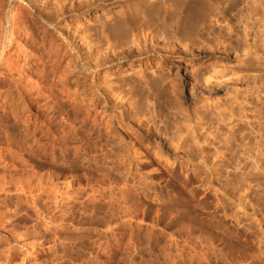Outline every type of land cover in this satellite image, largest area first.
I'll return each instance as SVG.
<instances>
[{
  "label": "rangeland",
  "instance_id": "rangeland-1",
  "mask_svg": "<svg viewBox=\"0 0 264 264\" xmlns=\"http://www.w3.org/2000/svg\"><path fill=\"white\" fill-rule=\"evenodd\" d=\"M0 39L17 68L14 82L0 75V119L9 88L29 106L20 130L0 120V264H264V0H0ZM155 79L177 80L161 111L174 122L131 138L117 116L158 111ZM54 82L78 98L51 118ZM95 115L125 153H61Z\"/></svg>",
  "mask_w": 264,
  "mask_h": 264
},
{
  "label": "bare ground",
  "instance_id": "bare-ground-1",
  "mask_svg": "<svg viewBox=\"0 0 264 264\" xmlns=\"http://www.w3.org/2000/svg\"><path fill=\"white\" fill-rule=\"evenodd\" d=\"M182 1V0H181ZM236 1V0H235ZM179 2V0H177V3ZM62 3V2H61ZM233 3H235L234 1H233ZM181 4V3H180ZM62 5H63V3H62ZM162 5V4H161ZM62 7V6H61ZM60 6H59V10H61V11H63L62 9H60L61 8ZM56 8H57V6H56ZM56 8H54V10L56 9ZM164 8V10H166L165 8L166 7H163ZM68 9V11H69V9H74L73 7H71V8H67ZM164 10H163V13H165L164 12ZM60 11V12H61ZM162 11V10H161ZM167 11V10H166ZM51 12V11H50ZM50 12L48 13L50 16L53 14V13H51L50 14ZM64 12V11H63ZM63 12H61V13H63ZM69 12H71V11H69ZM174 12V11H173ZM206 12V11H205ZM208 12V11H207ZM56 13V12H55ZM54 13V14H55ZM159 13V12H158ZM167 13V12H166ZM165 13V14H166ZM175 13H176V11H175ZM47 14V15H48ZM57 14H60V13H57ZM57 14H55L56 15V17L57 16H59V15H57ZM206 14H208V13H206ZM46 15V16H47ZM164 15V14H163ZM170 15H172L171 13H170ZM49 16V17H50ZM145 16V15H144ZM169 16V15H168ZM53 17H55V16H53ZM44 18H46L45 16H44ZM48 18V17H47ZM50 18H52V17H50ZM49 18V19H50ZM124 19H126V18H124ZM121 21V20H120ZM122 22V21H121ZM123 23V22H122ZM8 24V23H7ZM10 24V23H9ZM44 24H45V22H44ZM116 24H118V26H115V27H117V32L118 31H120L121 29H122V31H120L119 33L121 34V32L123 33V34H125V30H126V28H125V30H124V26H120L119 24H121V23H116ZM116 24H112V26L114 27V25H116ZM126 24H129V23H126ZM131 24V23H130ZM150 24V23H149ZM151 24H154V23H151ZM150 24V25H151ZM156 24V23H155ZM158 24V23H157ZM160 24L161 23H159L158 25L160 26ZM165 24V23H164ZM177 24V23H176ZM211 24V23H210ZM11 25H12V23H11ZM10 25V26H11ZM13 25H14V23H13ZM41 25V24H40ZM47 25H48V23H47ZM103 25V24H102ZM157 25V26H158ZM173 25H175V23L173 24V23H168V25H167V27H168V29L166 30V29H163V28H166L165 26L166 25H162V26H164L163 28H162V30H165L166 31V33L168 32V33H170V31H172V30H170L169 31V28L170 27H172V28H174L175 26H173ZM179 25V24H178ZM199 25H201V26H203L202 25V23L201 24H199V23H194L193 24V27H192V25H191V27H192V30L191 31H194V32H196L197 30H196V28L198 29L199 28V32H200V27H198ZM207 25V24H206ZM206 25H204V26H206ZM43 25H41V27H42ZM45 26H46V24H45ZM44 26V27H45ZM125 26H127V25H125ZM130 26L131 25H129V28H130ZM152 26V25H151ZM154 26V25H153ZM152 26V27H153ZM186 26H187V24H186ZM203 26V27H204ZM208 27H209V25H207ZM43 27V28H44ZM103 29H104V25L103 26H101ZM128 27V26H127ZM141 27H143V26H141ZM140 27V28H141ZM155 27V26H154ZM161 27V26H160ZM177 27V26H176ZM46 28V27H45ZM120 30H119V29ZM132 28L134 29V27H133V25H132ZM171 28V29H172ZM113 29V28H112ZM111 29V30H112ZM131 29V28H130ZM133 29H131V30H133ZM159 29H161V28H158L157 30H159ZM185 29H186V27H185ZM203 29V28H202ZM201 29V30H202ZM212 31H213V27H212V25H211V28H210ZM52 30V29H51ZM102 30V29H101ZM105 30V29H104ZM128 30V29H127ZM137 29H135V33H132L131 34V38H132V43L134 44V42L133 41H138V40H140V38H137L136 36H138L139 35V31H138V33H137V31H136ZM143 30H144V28H143ZM143 30H141V31H143ZM205 31L207 30L206 29V27H205V29H204ZM204 30H202V31H204ZM44 31H45V29H44ZM43 31V32H44ZM63 31H65V30H63ZM103 31V30H102ZM113 31V30H112ZM188 33H190L188 30H186ZM185 31V32H186ZM205 31H204V33H205ZM9 32H11V31H9ZM46 32H48V30L46 31ZM53 32V31H52ZM61 32V31H60ZM67 32V31H66ZM104 32V31H103ZM114 32H115V30H114ZM113 32V33H114ZM130 32V31H129ZM132 32H134V31H132ZM160 32H163V31H160ZM199 32H197V35H198V33ZM208 32V31H207ZM12 33V32H11ZM10 33V34H11ZM128 33V32H127ZM125 34V35H128V34ZM163 33H165V32H163ZM175 33V32H174ZM187 33V34H188ZM209 33V32H208ZM211 33V32H210ZM45 34V33H44ZM63 34H65L64 32H63ZM68 34V33H67ZM110 34L111 35H114V34H112V32H110ZM119 34V35H120ZM137 34V35H136ZM141 34H142V32H141ZM144 34H146V33H144ZM200 34V39H201V37L203 38V36H201V33H199ZM203 34V33H202ZM2 35V34H1ZM13 35V34H12ZM12 35H8L9 36V38L7 39V41H6V45L8 46V45H11V43H12V39H14V36H12ZM115 35H116V32H115ZM117 36V38L119 37V40L120 39H122L121 37H122V34H121V36ZM208 35V34H207ZM206 35V36H207ZM7 36V37H8ZM63 36V35H62ZM67 36V35H66ZM140 36V35H139ZM138 36V37H139ZM142 36H145V35H142ZM141 36V37H142ZM205 36V37H206ZM13 37V38H12ZM46 37V36H45ZM68 37V36H67ZM66 37V39H68ZM105 37H106V35H105ZM107 37H108V35H107ZM113 36H110L109 38H112ZM116 37V36H115ZM125 36H123V38H124ZM129 37V36H128ZM204 37V38H205ZM64 38V37H63ZM136 38L138 39V40H136ZM143 38V37H142ZM175 38V37H174ZM2 39V38H1ZM1 39H0V45H1ZM112 39H115V38H112ZM124 39H127V36L124 38ZM129 39V38H128ZM146 39V38H145ZM144 39V40H145ZM176 39V38H175ZM116 40V39H115ZM114 40V41H115ZM118 40V39H117ZM116 40V42L115 43H117L118 44V41ZM123 40V39H122ZM69 41V40H68ZM123 41H125V40H123ZM123 41H121V42H123ZM129 41V40H128ZM141 41H143V39H141ZM146 41V40H145ZM145 41H144V43H145ZM120 42V43H121ZM126 43H127V41H125ZM130 42V41H129ZM138 42H140V41H138ZM137 43V42H136ZM143 43V42H142ZM117 44H115V45H117ZM138 44V43H137ZM60 45V44H59ZM59 45H57V46H59ZM134 45H136V44H134ZM142 45H144V44H142ZM151 45V44H150ZM176 45V44H175ZM75 47V46H74ZM114 47V46H113ZM116 47V46H115ZM146 47V46H145ZM145 47H142V48H145ZM148 47V46H147ZM59 47H57V49H58ZM67 48V47H66ZM72 48V47H71ZM152 48V47H151ZM153 48H154V46H153ZM152 48V49H153ZM56 49V50H57ZM147 49V48H146ZM146 49H144V51H150V50H146ZM148 49H149V47H148ZM69 50V49H68ZM55 51V50H54ZM78 51V50H77ZM143 52V50H141V49H139V53L140 52ZM70 52H71V50H70ZM141 52V53H142ZM170 52H172V51H170ZM185 52V51H184ZM55 53H57V52H55ZM138 53V54H139ZM145 53V52H144ZM182 53V52H181ZM78 54V53H77ZM81 54V53H80ZM137 55V54H136ZM182 55V54H181ZM48 56H51V55H48ZM86 56V55H85ZM187 56V55H186ZM82 57V56H81ZM48 58V57H47ZM80 58V57H79ZM84 58V57H83ZM81 59V58H80ZM43 60V63H44V59H42ZM46 60V59H45ZM83 60V59H82ZM98 61L99 60H97V63H98ZM101 61V60H100ZM78 62H79V60H78ZM83 65V64H82ZM82 65H80V66H82ZM85 65H86V63H85ZM85 65H84V67H85ZM88 65V64H87ZM91 65V64H90ZM43 66V65H42ZM89 66V65H88ZM96 65L94 64V67H95ZM98 66V65H97ZM96 66V67H97ZM45 67V66H44ZM40 70V69H39ZM94 70V69H93ZM17 71V68L15 67V62L14 61H8L6 58H5V55H4V57H2L1 59H0V75H4L6 78H8L7 80H9L10 82L11 81H13L14 80V75L16 74L15 72ZM22 71V70H21ZM84 71V70H83ZM82 71V72H83ZM48 72V71H47ZM81 72V73H82ZM19 73H20V71H19ZM41 73V72H40ZM44 73V72H43ZM42 73V75H44ZM83 73H85V72H83ZM45 74H48V73H45ZM145 74V73H144ZM144 74H142V75H144ZM50 75V74H49ZM85 75H88V74H85ZM90 75V74H89ZM82 76H84L83 74H82ZM146 76V75H145ZM42 77H44V76H42ZM46 77V76H45ZM44 77V78H45ZM47 77L49 78V76L47 75ZM143 77V76H142ZM141 77V78H142ZM6 78H5V80H6ZM43 78V79H44ZM54 78V77H53ZM52 78V79H53ZM4 79V78H3ZM51 79V81H54V80H52ZM58 79V78H57ZM143 79H145V78H143ZM4 80V81H5ZM45 80V83H46V78L44 79ZM142 80V79H141ZM148 79H146V81H147ZM160 80V79H159ZM171 80H173V79H171ZM176 80V79H175ZM47 81H49V80H47ZM143 81V80H142ZM149 81H151V79H149ZM148 81V82H149ZM152 81H153V78H152ZM14 82V81H13ZM60 82V81H59ZM59 82H57V83H59ZM82 82H85V80L84 81H82ZM93 82V81H92ZM96 82V81H95ZM155 86H154V90H156L155 92H157L156 94H157V96L159 95V98L157 97L156 99H159L158 101H160L159 102V105L157 104V106H158V108H159V110L157 111V110H154L153 112L151 111V113H150V109H148L149 110V112H147V113H145L146 114V116L145 115H140V114H138V112L136 113V112H134L133 114L132 113H130L129 115L131 116V117H133V118H129L130 120H128V114H125L124 115V112H123V114H120L119 113V116H117V119L116 120H118L119 121V125H120V127L121 128H124L126 125H127V127H131L132 128V132H129V134L131 133V135H130V137L132 138V137H134V135H136V137H137V134L138 133H140L141 131H144L146 134H148V135H150L152 132H158V129L160 128H158L157 126L158 125H156L157 123H164V124H167L168 126V128H169V124H171L170 123V121H171V115L172 114H170V110H168L169 111V114H170V116L168 117V114L166 115V114H164L163 112H161V111H163L164 109H169L171 106L170 105H168V103H169V101H171V100H169V97L167 96L168 94H169V92L171 93V94H173V95H175V96H177L179 93H180V87L178 86V84H177V80H176V84H173L175 81L173 80V82L171 83L170 81L168 82H165L163 79H161L159 82L157 81V79H155ZM49 83H50V81H49ZM48 83V84H49ZM57 83H55L54 82V84H52L51 83V85L49 86V88L48 89H46V91L48 90L49 91V89L51 88V90L53 91V92H50L51 94H49V95H47V96H49V97H47V98H49L52 102H53V104L52 105H50L51 107H52V112H53V114L50 116L51 118H53L54 117V113H56L55 111L57 110V108H61V107H63V104H64V99H63V96H65V97H67V96H69L68 94H70V96L71 97H73V98H75V100L78 98L77 97V95H78V91H76V90H73L72 92H66V90H67V88L66 89H64V88H61V84H60V86L58 87L56 84ZM142 83H146V82H142ZM179 83V82H178ZM83 84H85V83H82L81 84V86L83 85ZM93 84H94V82H93ZM147 84V83H146ZM148 84H150V83H148ZM96 86H97V84H95ZM153 85H154V83H153ZM153 85H152V82H151V85H148V86H152L153 87ZM46 86V85H45ZM92 86V85H91ZM90 86V87H91ZM96 86H95V88H96ZM166 86H167V88L169 89V91H168V89H166ZM11 87V86H10ZM13 87V86H12ZM15 87V86H14ZM63 87V86H62ZM65 87V86H64ZM84 87H85V85H84ZM151 87V89H153ZM35 88V87H34ZM39 88H41V87H39ZM101 88V87H100ZM99 88V89H100ZM179 88V89H178ZM206 88H208V85H207V87ZM10 89V88H9ZM9 89H7L6 90V92H7V96H8V101L7 102H5L3 105H5L7 108H9V110L8 109H4V110H8V111H5V113H4V117L6 118V117H10V118H8V119H11L12 121H9L10 122V126H12L13 124H18L19 123V121H20V119H22L21 118V116L23 115L22 113H23V111H26V110H28L29 109V106L28 105H26L25 103H22V102H17L16 100H18L19 98L18 97H15V96H12L11 94L13 93V90H9ZM32 89V88H31ZM38 89V88H37ZM93 88H91V90H92ZM210 89V88H209ZM34 90V89H33ZM90 90V89H89ZM153 90V91H154ZM34 91H37V90H34ZM41 91V90H40ZM59 91V92H58ZM93 91V90H92ZM94 91H95V93H96V89H94ZM100 91V90H99ZM39 92V91H38ZM58 92V93H57ZM34 93V92H33ZM82 93H85L84 91L82 92ZM101 93V92H100ZM103 93V92H102ZM36 94V93H35ZM38 94V93H37ZM41 94H43V92L41 93ZM56 94V95H55ZM58 94H61L60 96L58 95ZM171 94H169V95H171ZM11 95V96H10ZM39 95V94H38ZM60 97H58V96ZM85 95V94H84ZM103 95H105V93L103 94ZM143 95V98H144V95H146L145 96V98H147V97H149V96H147V94H142ZM43 96V95H42ZM45 96V95H44ZM96 96V95H95ZM174 96V97H175ZM180 96V95H179ZM58 97V98H57ZM62 97V98H61ZM106 97V96H105ZM171 97V96H170ZM174 97H172L173 98V100H174ZM44 98H46V97H44ZM94 98V97H93ZM153 98H155V96L153 97ZM172 98H170V99H172ZM176 98V97H175ZM94 99H96V98H94ZM155 99V100H156ZM145 100V99H144ZM92 101V100H91ZM101 101V100H100ZM99 101V102H100ZM146 101H147V99H146ZM157 101V100H156ZM155 101V102H156ZM157 101V102H158ZM168 101V102H167ZM177 100H175V102H176ZM16 102V103H15ZM111 101H109L108 102V105L110 106L111 105V103H110ZM153 102H154V100H153ZM76 103H80V100L79 101H77ZM103 103V102H102ZM110 103V104H109ZM114 103V102H113ZM116 103V102H115ZM152 103V102H151ZM171 103H173L172 101H171ZM170 103V104H171ZM117 104V103H116ZM122 104H124V103H122ZM122 104H119V105H122ZM2 105V106H3ZM75 105H78V104H75ZM82 105H83V103H82ZM84 105H86V104H84ZM93 105V104H92ZM95 105V104H94ZM112 105H115V104H112ZM112 105H111V107L109 108L108 106V108H109V110H111V109H114V106L112 107ZM125 105V104H124ZM124 105H123V107H124ZM154 105H155V103H154ZM153 105V106H154ZM174 105V104H173ZM172 105V106H173ZM74 106V105H73ZM88 106V105H87ZM87 106H86V108H87ZM117 106V105H116ZM116 106H115V108H116ZM152 106V107H153ZM160 106V107H159ZM170 106V107H169ZM89 108L88 109H90L91 107H90V104H89V106H88ZM94 107V106H93ZM106 107V108H107ZM121 107L122 106H120L119 108H120V111H121ZM173 107H175V105L173 106ZM75 108V107H74ZM85 108V109H86ZM125 108H126V106H125ZM124 108V109H125ZM141 108V107H140ZM140 108L139 109H137V110H140ZM145 108V107H144ZM148 108H149V106H148ZM151 108V107H150ZM157 108V109H158ZM172 108V107H171ZM56 109V110H55ZM76 112H75V114L74 115H83V114H85V115H88L89 114V110H85L84 109V107H82V106H77L76 108ZM75 109H74V111H75ZM95 109V108H94ZM93 109V110H94ZM145 109H147V108H145ZM153 109V108H152ZM151 109V110H152ZM154 109H155V107H154ZM60 110V109H59ZM59 110H57V111H59ZM92 110V109H91ZM117 110H119V109H117ZM143 110V109H142ZM142 110H140L141 112H142ZM139 111V112H140ZM144 111V110H143ZM147 111V110H146ZM6 112H8V113H6ZM61 112V111H60ZM94 112V111H93ZM145 112V111H144ZM166 112V111H165ZM176 111H174V113H175ZM148 113H150V115H148ZM167 113V112H166ZM171 113H173L172 112V110H171ZM173 113V114H174ZM60 114V113H59ZM69 114V113H68ZM71 114V113H70ZM72 114H73V112H72ZM117 114V113H116ZM116 114H114V116L116 115ZM132 114V115H131ZM74 115H73V117H74ZM118 115V114H117ZM59 116V115H58ZM69 116V115H68ZM174 116V115H173ZM189 116V115H188ZM23 117V116H22ZM50 117H49V119H50ZM70 117V116H69ZM69 117H68V121H70L71 119L73 120L74 118H70L69 119ZM175 117V116H174ZM5 118L4 119H0L1 120V122H2V120H5ZM81 118V117H80ZM85 118V117H84ZM97 118H98V116H93V121L94 122H96V124H94V125H92V126H88V127H86V124H85V120L84 121H82V123H80V124H78V126L77 125H74L76 128L73 130V128L71 129L73 132H71L72 134H73V136H74V139H76L75 137H76V135L77 136H79V135H81L84 131L86 132H84V134H86L85 136H84V138H83V142L81 143V144H78V145H76L75 144V146L73 147V148H71L68 144H69V142L68 141H63L64 142V144L65 145H61L62 147H59L60 148V150H61V153H63V154H68V152H69V150L70 151H72L71 153L73 154V156H74V159H76V157L75 156H78V155H81L82 156V154L84 155V153H86V152H92V151H98V152H101V153H106V152H109V154H111L110 156H112V155H116V153H121L122 152V150L121 149H123V147L121 146V144H124V142L122 143H120V141L119 140H121V139H119L118 141L117 140H114V139H118V137L116 138V136H114V134H111V131L110 130H107L106 128H100V127H98L97 126ZM7 119V118H6ZM24 119V118H23ZM82 120H83V117L81 118ZM187 119H189V118H187ZM26 120V119H25ZM76 120H77V118H76ZM110 120H112V119H110ZM114 120V119H113ZM173 120H174V118H173ZM22 121V120H21ZM61 121V120H60ZM64 121H65V119H64ZM75 121V120H74ZM81 121V120H80ZM176 121H178L177 119H176ZM4 122V121H3ZM8 122V120H5V124ZM9 122L7 123V124H9ZM26 121H24V123H25ZM52 122V124H53V121H51ZM67 122V121H66ZM73 122V121H72ZM72 122H71V124H72ZM113 122V121H112ZM114 122H117V121H114ZM171 122H174V121H171ZM12 123V124H11ZM22 123L23 124V126L27 123ZM50 123V122H49ZM57 123V122H56ZM69 124H70V122H68ZM76 122H74V124H75ZM99 123V122H98ZM111 123V122H110ZM148 123V124H147ZM159 123V124H160ZM182 123V122H181ZM180 123V124H181ZM3 124V123H2ZM5 124H3L2 126H4ZM21 124V125H22ZM62 124V123H61ZM60 124V125H61ZM63 124H65V122H63ZM67 124V123H66ZM77 124V123H76ZM100 124V123H99ZM118 124V123H117ZM179 124V125H180ZM15 125L14 126H12V127H15ZM20 125V126H21ZM28 125V124H27ZM26 125V126H27ZM48 125H51V123L50 124H48ZM58 125V124H57ZM91 125V124H90ZM176 125V124H175ZM179 125H177V127L179 126ZM1 126V127H2ZM7 126V125H6ZM18 126L19 125H16V128L17 129H19L20 130V128H18ZM22 126V127H23ZM52 126V125H51ZM53 126H54V124H53ZM67 126V125H66ZM70 126V125H69ZM97 126V127H96ZM108 126H109V124H108ZM111 126H113V124L111 125ZM160 126H162L161 124H160ZM164 126V125H163ZM173 127V125H170V127ZM25 127V126H24ZM30 127V126H29ZM55 127V126H54ZM71 127H73V126H71ZM126 127V128H127ZM165 127V126H164ZM166 127V132L167 131H169L168 130V128ZM176 127V126H175ZM176 127V128H177ZM4 128H5V126H4ZM48 128V127H47ZM53 128V127H52ZM62 128V127H61ZM60 128V126H58V129H61ZM64 128V127H63ZM62 128V129H63ZM85 128H87V129H85ZM120 128V129H121ZM125 128V129H126ZM181 128V127H180ZM179 128V129H180ZM2 129V128H1ZM9 129V128H8ZM7 129V130H8ZM23 129V128H22ZM21 129V130H22ZM26 129H27V127H26ZM49 129V128H48ZM106 129V130H105ZM111 129L112 130H114L115 128H112L111 127ZM117 129V128H116ZM119 129V128H118ZM117 129V130H118ZM128 129V128H127ZM170 129V128H169ZM172 129V128H171ZM182 129V128H181ZM180 129V130H181ZM9 130H11V129H9ZM14 130V129H13ZM25 130V129H24ZM116 130V131H117ZM122 130V129H121ZM124 130V129H123ZM162 129L160 128V131H161ZM176 130V129H175ZM49 131V130H48ZM47 131V132H48ZM50 131H51V128H50ZM64 130H62L61 132H63ZM159 131V132H160ZM164 131V130H163ZM174 131V130H173ZM178 131V130H177ZM13 132H15V131H12L11 133H13ZM67 132V131H66ZM66 132H64V133H66ZM115 132V131H114ZM118 132V131H117ZM119 132H120V130H119ZM122 132V131H121ZM143 132V133H144ZM158 132V134H160ZM180 132V131H179ZM9 133V132H8ZM23 134L25 133V132H22ZM22 133L20 134V135H22ZM57 133H58V131H57ZM60 133V132H59ZM63 133V134H64ZM116 133V132H115ZM142 133V132H141ZM176 133H178V132H176ZM17 134V133H16ZM15 133H14V135H11L12 137H14L15 135H16ZM69 134H70V132H69ZM72 134H71V136H72ZM128 134V135H129ZM155 134H157V133H155ZM54 135H56V134H54ZM58 135V134H57ZM116 135V134H115ZM141 135V134H140ZM24 136V135H23ZM64 136V135H63ZM67 136H70V135H68L67 134ZM70 136V137H71ZM82 136V135H81ZM80 136V137H81ZM119 136V135H118ZM152 136V135H151ZM16 137V136H15ZM19 136H17V138H18ZM22 137V136H21ZM54 137H56V136H54ZM54 137H52V138H54ZM80 137H79V139H80ZM120 137V136H119ZM140 137V136H139ZM138 137V138H139ZM24 138V137H23ZM26 138V137H25ZM61 138V137H60ZM63 138H65V139H67L65 136L63 137ZM72 138V137H71ZM81 138V139H82ZM129 138V137H128ZM18 139H20V138H18ZM56 139V138H55ZM78 139V140H79ZM80 139V140H81ZM140 139H141V137H140ZM54 140V139H53ZM69 140V139H68ZM85 140V141H84ZM109 140H111V143H110V141ZM123 140H124V138H123ZM54 141H56V140H54ZM59 141V140H58ZM106 141H108V143L109 144H107V142ZM59 142H62V140L61 141H59ZM67 142H68V144H67ZM72 142V141H71ZM80 142V141H79ZM51 143V142H50ZM49 143V144H50ZM53 143V142H52ZM51 143V144H52ZM32 144V143H31ZM31 144L29 145L30 146V148L32 147L31 146ZM50 144V145H51ZM60 144V143H59ZM62 144V143H61ZM71 144V143H70ZM56 145V144H55ZM20 146H22L21 144H20ZM28 146V145H27ZM53 146V145H52ZM57 146V145H56ZM125 147H128L126 144H125V146H124V148ZM51 148V147H50ZM53 148V147H52ZM51 148V149H52ZM71 148V149H70ZM130 147H128V149H129ZM134 148V147H133ZM29 149V148H28ZM53 149H55V148H53ZM59 150V149H58ZM125 150L127 151V149L125 148ZM131 150V149H130ZM134 150H132V152H133ZM131 151H130V153H132ZM94 153V152H93ZM122 153H125V151L124 152H122ZM121 153V154H122ZM70 154V153H69ZM68 154V156H70ZM121 154H118V156L119 155H121ZM133 154V153H132ZM128 155V154H127ZM63 156V155H62ZM65 156V155H64ZM107 156V155H106ZM117 156V155H116ZM117 156V157H118ZM123 156V155H122ZM84 157V156H83ZM107 157H109V156H107ZM70 158H72L71 156H70ZM69 157H68V159L71 161V159H70ZM80 158V157H79ZM110 158V157H109ZM66 159H67V156H66ZM77 159H78V157H77ZM63 160V159H62ZM65 160V159H64ZM72 160H73V158H72ZM81 160H82V158H81ZM66 161V160H65ZM114 161V160H113Z\"/></svg>",
  "mask_w": 264,
  "mask_h": 264
}]
</instances>
